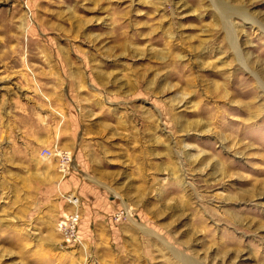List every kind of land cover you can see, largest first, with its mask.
Wrapping results in <instances>:
<instances>
[{"label":"rangeland","instance_id":"1","mask_svg":"<svg viewBox=\"0 0 264 264\" xmlns=\"http://www.w3.org/2000/svg\"><path fill=\"white\" fill-rule=\"evenodd\" d=\"M0 264H264V0H0Z\"/></svg>","mask_w":264,"mask_h":264},{"label":"built area","instance_id":"2","mask_svg":"<svg viewBox=\"0 0 264 264\" xmlns=\"http://www.w3.org/2000/svg\"><path fill=\"white\" fill-rule=\"evenodd\" d=\"M48 153H50L51 151L49 149H47ZM78 221V215L76 214H70V216L66 219V221L64 222L66 229L70 230V229H74L75 225L77 224Z\"/></svg>","mask_w":264,"mask_h":264}]
</instances>
